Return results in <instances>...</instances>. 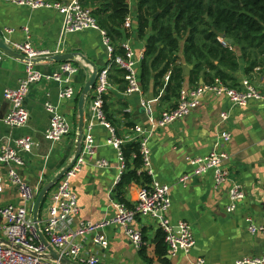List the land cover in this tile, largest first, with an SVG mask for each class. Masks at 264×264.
Returning <instances> with one entry per match:
<instances>
[{
    "label": "crops",
    "instance_id": "0c3cea01",
    "mask_svg": "<svg viewBox=\"0 0 264 264\" xmlns=\"http://www.w3.org/2000/svg\"><path fill=\"white\" fill-rule=\"evenodd\" d=\"M129 5L130 37L124 42L130 45L136 59L140 61L137 66L140 75L146 39H141L138 34L137 0H129ZM25 28L29 29L32 45L39 52L54 53L60 48L63 54L84 55L99 70L108 65V53L98 31L78 32L62 39L63 17L58 12L49 9L32 10L0 1L1 38L22 43L27 37ZM7 29H12L13 33L8 35ZM151 34V31L148 32V36ZM238 55L240 56V52ZM179 56L185 71L187 67L190 69L189 75L185 76L183 89H193L195 87L189 82L193 66H185L183 50ZM70 63L78 68L73 79L77 95L85 87L92 69L78 59ZM62 64L42 60L38 69L45 76H51L60 70ZM246 67L240 59V69L234 74L237 82L241 84L244 80H249L264 95V74L255 70L246 75ZM24 73L25 64L21 57L7 56L0 61V117L4 118L10 109L3 96L4 89L17 87ZM169 77L170 75L165 76V82L169 81ZM201 80L202 77L199 85ZM111 84L112 88L107 96V113L115 122L113 127L117 130L118 137L125 141L134 133L126 128L127 121L123 113L131 115L130 121L135 127L152 129L161 114L173 107L174 101H164V92H154V83L147 93H144L141 86V93L129 95L118 83ZM59 90L58 83L46 80L32 86L26 101L31 119L26 127L11 128L0 120V139L5 144L13 145L14 140L20 137L30 136L34 139L33 150L24 155L26 163L18 168V173L35 195L69 165L75 154L78 129L76 96L63 105V112L73 128L72 134L55 145L45 139L49 118L44 111V103L47 97L56 101ZM143 101L147 104L149 113L142 106ZM225 115L228 118L223 120ZM91 117L92 93L85 106V128ZM224 132L232 135L226 147L230 154L227 164L230 179L218 187L214 173L209 171L204 175H196V167L191 164V160L207 157L217 138ZM93 134L97 146L95 160H106L109 167L98 168L93 162H88L73 180L72 186L78 194L81 207L77 224L81 221L97 225L109 222V226L97 231L106 235L109 247L104 250L96 245L95 233L81 235L78 240L83 245L85 256L98 255L101 258L100 264H147L121 226L111 224L117 213L112 205V194L120 173L118 153L108 145L110 132L100 122L96 123ZM149 149L152 179L170 187L172 205L168 217L174 224L180 221L188 223L196 240V246L190 254L180 252L177 257H170L167 252L168 263H164L155 254L157 236L161 232L157 221L151 217H138L133 227L142 231L144 246L148 257L153 259V264H191L198 258H204L207 264H234L245 257L264 255V237L261 234L252 235L246 221L247 218L253 219L257 224L264 221V108L261 102L251 100L247 107H238L226 97L207 93L198 108L186 117L164 128L155 129L149 140ZM6 173L7 169L0 167V174ZM184 176H189L190 179L181 184L180 179ZM233 183L242 186L246 198L235 213L228 214V191ZM140 188L141 186L136 185L128 188L125 200L130 207H127L135 206ZM2 200L8 204H22L21 195L10 183H6Z\"/></svg>",
    "mask_w": 264,
    "mask_h": 264
},
{
    "label": "built area",
    "instance_id": "2783aa9c",
    "mask_svg": "<svg viewBox=\"0 0 264 264\" xmlns=\"http://www.w3.org/2000/svg\"><path fill=\"white\" fill-rule=\"evenodd\" d=\"M0 1L32 10L49 9L58 12L63 17L62 39H65L70 34L88 30L98 31L102 36V42L107 50L109 61L107 67L99 71L92 91V117L84 131L82 152L73 167L49 193L40 215L41 230L58 253L76 264H100L101 258L98 255L85 256L83 245L78 239L81 235L95 233L94 243L104 250L108 249V238L105 234L97 231L109 226L110 223L97 225L81 221L77 224L81 207L78 194L74 190L72 183L88 162H93L98 168L109 167V163L106 160H95L97 146L93 131L97 122L104 125L110 132V138L107 143L117 150L120 172L117 182L120 181L125 170V159L122 152V145L125 140L118 137L116 129L107 120L104 112V103L105 97L108 96L112 88L110 72L114 67L126 72L127 89L125 93L127 95L141 93V83L137 69L140 61L136 59L134 51L126 42L122 44L125 54L115 55L116 48L111 38L99 26L91 11L85 9L79 3V0L72 2L50 0ZM125 27L127 29L130 28L129 17L126 20ZM6 32L11 35L13 30L7 29ZM25 32L27 33L26 41L22 43L12 42L9 38L4 39L8 47L25 57V77L20 80L16 89H7L4 93V99L9 103L10 109L4 117L3 123L11 128L26 127L31 119L26 101L32 86L44 80L58 83L60 85L58 100L52 101L49 99L50 97H47L48 99L44 103V111L49 118L45 139L55 145L69 137L73 131L70 121L63 112V105L76 96L73 79L78 73V68L67 62L61 65L58 72L51 76H45L38 69L42 61L40 63L36 61L43 57L49 58L63 54V51L59 48L54 53L39 52L32 45L29 29L25 28ZM224 44L226 45L225 42ZM6 57L7 55L0 50V61ZM207 93L218 97H226L238 107H247L251 100H256L261 102L264 108V95L249 80L241 82L238 88H232L221 79L216 78L211 83L200 84L193 89H182L176 107L164 111L158 122L152 126V129H145L140 126L135 127L132 130L134 135L127 140L140 143L143 170L149 176L152 177L153 175L149 140L154 130L164 128L186 117L198 108L202 98ZM142 106L149 113L148 106L144 101ZM227 118L226 115L223 116V120ZM231 139L232 135L229 132L222 133L217 138L211 153L207 157L191 160V164L196 167V175H204L212 171L218 187L229 181L230 170L227 164L230 161V154L226 147ZM34 145V139L30 136L15 140L13 145L5 144L0 139V167L7 169L5 175L0 174V216L2 218L0 220V241L4 239L13 245L26 249L23 251L0 243V264H59L42 257L48 251L41 245L34 228L33 206L37 195L34 194L33 190L18 173V168L25 166L24 155L30 154ZM189 179V176H184L180 179V183L185 184ZM6 183H10L21 195V205L3 202L2 196L5 193ZM245 198L246 195L242 186L238 183H233L228 191L227 213H235ZM112 200V205L117 213L111 224L120 225L136 249L139 250L144 245L142 231L133 227L138 217H151L157 221L159 229L165 236L167 252L170 257H177L180 252L188 255L195 248L196 240L191 226L184 221L174 224L168 217L172 205L169 186L152 179L151 184L142 186L138 190L136 204L133 208H129L126 204L113 198ZM246 221L249 232L252 235L261 234L264 237V221L261 224L255 223L251 218H247ZM191 264H207V262L204 258H198ZM234 264H264V255L261 257H245L237 260Z\"/></svg>",
    "mask_w": 264,
    "mask_h": 264
},
{
    "label": "trees",
    "instance_id": "16d2710c",
    "mask_svg": "<svg viewBox=\"0 0 264 264\" xmlns=\"http://www.w3.org/2000/svg\"><path fill=\"white\" fill-rule=\"evenodd\" d=\"M79 3L91 11L99 26L107 32L116 48L115 55H124L122 44L130 37L129 29L125 27L130 16L129 0H79ZM137 10L138 34L141 39H146L139 75L144 93L149 92L154 83V92H164V101H174L173 107L177 106L186 80L179 56L181 50L185 66H193L189 82L194 87L199 86L202 77L205 83L219 78L228 86L238 88L240 83L234 74L240 69V59L247 65L246 75L255 70L264 74V0H137ZM150 31L152 34L148 36ZM221 34L233 43L225 45ZM125 75L124 70L114 67L110 82L118 83L126 91ZM167 75H170L169 81L165 82ZM107 101L106 96L104 112L115 126L107 113ZM123 117L127 121L126 128L132 131L135 125L130 121L131 115L123 113ZM122 152L125 170L112 198L129 206L125 200L128 188L131 185L147 186L152 177L143 170L139 142L125 141ZM139 254L145 263L153 264L146 246L142 245ZM155 254L168 263L162 231L157 236Z\"/></svg>",
    "mask_w": 264,
    "mask_h": 264
},
{
    "label": "water",
    "instance_id": "95a60500",
    "mask_svg": "<svg viewBox=\"0 0 264 264\" xmlns=\"http://www.w3.org/2000/svg\"><path fill=\"white\" fill-rule=\"evenodd\" d=\"M67 1L72 2L74 0H67ZM220 37L222 39H224L226 44L230 45L233 43V41L230 39H227L225 35L221 34ZM0 50L2 52H4L7 56H10V57L19 56V57H21V60L23 62L25 60V57L23 55L15 52L14 50H12L10 47H8L5 44L4 40L1 38V34H0ZM76 59L83 61L86 65H88L92 69V71H91V76H90L89 80L87 81L85 87L82 89V91L78 97V129H77L76 140H75V154H74L71 162L69 163V165L66 168H64L58 175H56L51 181H49L47 184H45L42 187V189L39 191V193L36 197V200H35V203L33 206L34 228H35L36 234L38 235V238L40 240L41 245L43 247H45L48 251V253L43 254L42 257L44 259H47L50 261L58 262L59 264H76V263L67 259L66 257L62 256L49 243V241L47 240V238L43 234L41 227H40V215H41V211L43 209V205L47 199V196L57 186V184L60 182V180L63 178V176L73 167V165L76 163V160L78 159V157L80 156V154L82 152L83 138H84V131H85V106H86L87 99L90 97V95L93 91V88L95 87V84H96L100 70L92 61L87 59L84 55L75 54V53L55 55L53 57H49L46 59H40V60L36 61L37 63H40L42 60L50 61V62H56V63H67V62L74 61ZM189 73H190V69L187 67V69L185 71V76H188ZM202 75H203V73H202ZM23 77H25V73H24ZM201 84H204L203 80H201ZM17 87H18V85H17ZM17 87L5 88L3 91V96H4V93L7 89H16ZM3 119H4L3 117H0V120H3ZM18 139L19 138L15 139V140H18ZM0 220H2L1 216H0ZM0 243L4 244V245L13 246L16 249H20L23 251L26 250L25 248L18 246V245H13L4 239L1 240Z\"/></svg>",
    "mask_w": 264,
    "mask_h": 264
}]
</instances>
